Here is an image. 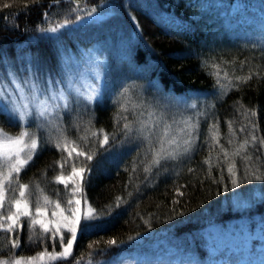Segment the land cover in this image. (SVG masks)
I'll return each instance as SVG.
<instances>
[{
  "label": "trees",
  "instance_id": "trees-1",
  "mask_svg": "<svg viewBox=\"0 0 264 264\" xmlns=\"http://www.w3.org/2000/svg\"><path fill=\"white\" fill-rule=\"evenodd\" d=\"M93 8L95 12L87 15ZM167 12L180 16L181 22L175 25L167 20ZM201 12L199 4L189 0H0V64H15L21 55L54 71L64 53L77 52L97 42L104 45L100 51L107 62L106 98L92 104L75 100L60 124L69 151L75 145L77 150L93 155L87 161L73 153L64 172L68 174L71 163L91 168L85 173L81 195L99 217L88 233L78 234L72 257L51 264H75L76 259L80 264H108L147 247L150 241L163 239L183 250L179 252L182 259L189 253L196 264H205L209 254L204 247V232L208 225L225 227L239 218L252 226L257 221L264 222V179L253 175L264 173V148L256 151L249 144L243 155H250L251 161L234 154L243 140L250 138V124L257 125L255 135L264 136V42L252 44L245 34L250 29L243 30L229 14V24L214 30L216 26L208 24V16ZM77 16L83 19L71 23ZM65 20L70 23L56 33L40 31ZM232 20L241 36L237 43L229 34L220 35L234 25ZM213 65L220 66L221 83L231 80L238 87L225 90L217 85ZM225 72L228 80L223 79ZM249 73L252 78L247 83L235 79ZM125 87L130 89L126 95L133 104L143 99L148 105L156 96L164 99V93L171 100L182 98L195 103L197 107L189 116L194 123L199 121V128L191 150L176 151L175 159L161 160L159 166L153 164V150L160 147L159 134L153 132L146 140L148 128L144 133L139 131L141 122H148L149 106L132 109L129 105L130 110L123 113L132 127L127 137L121 131L123 121L117 124L114 119L120 103L126 102L121 95ZM168 106V112L183 111L172 104ZM252 111L256 115H251ZM75 114L78 120L74 122ZM0 125L10 133L18 131L5 114H0ZM213 125L218 128L212 129ZM210 130L217 136L213 137ZM93 132L98 135L94 137ZM103 134L109 136L106 145L101 144ZM46 136L39 134L42 148L20 173V181L31 183V190L39 185L43 195L66 207L64 185L53 177L59 172L56 162L67 156V151L43 145ZM84 136L88 138L86 143L80 139ZM221 145L228 151L227 160ZM210 155L211 167L205 163ZM233 162L235 175L227 170ZM233 179L238 180L239 187L232 184ZM20 223L21 247L11 249L17 257L34 256L45 246L53 251L51 241L39 242V225L35 227L37 242L30 243L27 218L22 217ZM62 231L67 236L66 230ZM11 235L15 238V233ZM111 240L116 244L109 245ZM0 248L4 253L0 259H7L10 245L2 233ZM60 250L57 241L55 251Z\"/></svg>",
  "mask_w": 264,
  "mask_h": 264
},
{
  "label": "snow or ice",
  "instance_id": "snow-or-ice-1",
  "mask_svg": "<svg viewBox=\"0 0 264 264\" xmlns=\"http://www.w3.org/2000/svg\"><path fill=\"white\" fill-rule=\"evenodd\" d=\"M38 2V0H33ZM54 3H59L60 0H53ZM5 7H9L5 4ZM75 11V9H73ZM95 12V8L91 9L87 15L91 16ZM83 17L77 16L75 23L82 20ZM70 21L65 20L63 23L57 26L40 29L41 32L56 33L59 29L66 27ZM215 71L212 73L216 77V83L222 89L229 90L231 87L238 85H232L231 80H228V73H224L223 79L228 80L227 84L221 83L220 66L213 65ZM26 75L21 76L20 70H17L16 74L12 72H6L8 77H11V84L14 85V89L9 91V86L0 87V114H5L8 117V121L13 126L18 127V131L15 133L7 132L2 125H0V233L7 238V243L10 245L7 253V259H0V264H49V262L67 261L72 257L73 246L77 241L78 234H86L94 226L93 221L98 219L99 213L90 204L84 201V210H81V199L71 198L76 193L83 192V182L85 173L91 172V168L86 166H76V163H71L70 171L65 175V165L69 164L73 153L77 158L84 157L85 160L91 161L93 155L89 152L77 150L78 146H73L69 151L67 146V137L64 134V129L57 122L62 118L65 111H71V104L73 100L70 99V92H66L63 88L61 81L57 80L51 73L42 76L43 70L37 68L35 71L31 69L23 70ZM258 74V73H257ZM252 78V73H249L247 77H235L241 83H247V80ZM97 79H99V73H97ZM70 91H75L77 95L83 97L87 104L96 102L99 96L98 88H92L87 95L80 92L79 89L71 88ZM130 89L125 87L122 96H125L126 102H121L118 108L117 115L114 117L117 124L123 121L121 131L124 132L127 137L132 132L131 122L123 113L138 107L133 104L127 95ZM78 103V101H77ZM169 104L171 101L168 102ZM192 109H195L197 105L192 103L189 105ZM251 115H256L254 111ZM156 122H153L155 125ZM186 127L181 131L185 132L187 139L184 140L185 152L191 150V146L195 139L194 133L199 128V121L195 123L191 122V119L184 121ZM35 125V129H32V125ZM142 126L139 129L141 133H144L145 128H148L147 134L144 135V139H149L152 135V129L148 125L141 122ZM45 125L52 129L55 135L51 132L43 140V145H51L53 148L60 152L67 151V156H62L60 161L56 162V166L59 168L57 175L53 177L54 181L64 185L65 197L64 204L68 212L67 216H64L65 209H60V203H54V210L52 216L56 217L54 220H46L41 217L46 216L45 207L49 203H53L46 195H43V189L39 188V185H35V190L32 189L31 183H22L20 181V173L25 170L30 163L34 161V158L42 148V142L38 135L39 130ZM232 122H228L230 132L234 133L231 127ZM252 132L249 133L250 138H245L236 149L235 155L240 156L241 159L251 161L250 155H243L247 152V146L251 144L256 151L260 148H264V136H257L254 134L257 127L256 124H250ZM172 125L163 122V126L160 129L158 142L160 147L153 150V164L159 166L161 160H167L169 158H176V150L167 151L163 144L167 142L169 145L177 144V140L174 136H170V130ZM218 128V125H213L212 129ZM212 131V130H210ZM241 132L245 131V128L240 129ZM95 137L98 134L93 132ZM213 137L217 136L215 131H212ZM115 138V134H113ZM80 139L87 142V136ZM109 142L108 134H103L102 145H106ZM216 143L219 140L216 139ZM229 144L232 140L229 139ZM259 144V148H257ZM221 151L224 154L225 159H228V151L220 146ZM211 167V155L208 160L205 161ZM235 163L233 162L228 166V172L235 175L233 169ZM145 168V171H148ZM255 179H264V173L256 175L253 172ZM71 184V188L69 185ZM232 184L239 187L237 179L232 180ZM227 191V189H225ZM183 195V193H181ZM43 201V203H41ZM119 204V198L117 199ZM55 209H60L59 215ZM21 217L27 218L29 235L28 241L30 243L37 242V236L35 233L36 225H39L42 229L38 239L41 244H45V241H51V247L53 251H48L47 246L42 251L36 253L31 257H17L11 249L21 247L19 232L22 229L20 220ZM62 229L66 230L67 236ZM15 233V238L12 235ZM57 241L61 250L55 251ZM109 245H115L116 241H108ZM92 248L93 245H89ZM0 255H4L2 248H0ZM91 255V254H89ZM75 264H80V259H76Z\"/></svg>",
  "mask_w": 264,
  "mask_h": 264
},
{
  "label": "rangeland",
  "instance_id": "rangeland-1",
  "mask_svg": "<svg viewBox=\"0 0 264 264\" xmlns=\"http://www.w3.org/2000/svg\"><path fill=\"white\" fill-rule=\"evenodd\" d=\"M190 3L199 4V9L204 15H207L208 24H213L216 27L214 30L221 28L229 24L226 16L229 14L231 18L237 21V24L242 26L241 28H249L250 30L245 33L253 41L252 44H259L264 42V0H189ZM203 15V16H204ZM167 20L174 21L175 25L181 22V17L174 15L173 13H166ZM206 17V16H205ZM226 19V20H225ZM233 21V20H232ZM234 25L229 27L228 30L222 31L220 34L224 36L229 34V38L233 42H239L240 35L237 33V24L233 21ZM218 34L215 35V37ZM247 41H249L247 39ZM104 46L102 42L93 43L92 46L78 49L77 52L71 51L64 53L63 60H60L58 69L54 71L45 70L39 67L34 61L29 58L19 56L17 62L10 63L4 61L0 64V87L9 86V91L14 89V85L11 84V77L6 75V72H12L16 74L17 70H20V75H26L23 72L24 69H31L35 71L37 68L43 70L42 76L51 73L55 78L61 81V84L66 92H70V99L73 102L76 100L79 104L86 103L83 97L77 95L75 91H70L71 88L79 89L80 92L85 95L92 88H98L99 96L96 101L106 98V70L107 62L106 58L100 51ZM97 73H99V79H97ZM106 90V91H105ZM141 96L146 98L142 89H138ZM142 91V92H141ZM113 93V91H111ZM113 94L110 95L112 97ZM164 99L156 96L151 103L141 99L134 104L149 106L147 110H150L148 122L145 124L152 129V132L159 134L160 129L163 126V122L172 125L169 135L174 136L177 140V144L169 145L164 143V147L167 151L185 150L184 140L187 139L185 132L181 131L185 129L186 125L184 121L190 119L193 109L189 107L193 102L184 100L182 98H175L171 100L168 94L164 93ZM171 101L174 108L182 109V113H171L167 111L168 102ZM72 106V104H71ZM70 106V107H71ZM191 111V112H190ZM64 112L62 117L66 114ZM78 116L75 114L72 120L77 121ZM59 124L62 122V118L57 121ZM153 122H156L155 125ZM194 123L193 121H191ZM156 129V131H155ZM6 130V129H5ZM33 130H36L35 128ZM9 132L8 130H6ZM52 129L47 125L42 127L38 135L43 132L48 135ZM10 133V132H9ZM52 133V132H51ZM83 197L81 193L74 194L73 204L75 199H81ZM248 200V198H246ZM84 201L81 199V210H84ZM87 201V200H86ZM249 202V201H247ZM42 203V202H41ZM55 203V202H54ZM54 203L48 204L45 207L46 216L41 217L46 220H54L56 217L52 216L54 210ZM88 203V202H87ZM89 204V203H88ZM60 209H65L64 216L68 215L66 207L61 206ZM60 209H55L59 215ZM22 218V217H21ZM63 230V229H62ZM205 243L204 247L208 250L207 262L205 264H264V222L257 221L254 226L249 221L239 218L238 220L230 223L228 226L222 227L215 223H211L207 226L204 232ZM160 245V246H159ZM162 245V246H161ZM143 249V250H142ZM179 252H183L174 243L169 242L166 239L161 241H151L148 246L141 248L138 251L129 253L116 262H107L108 264H196V259L192 258L191 254L185 253L183 259L180 257ZM173 255V256H172ZM52 262H49L51 264ZM43 264V262H41ZM105 264V263H101ZM203 264V263H199Z\"/></svg>",
  "mask_w": 264,
  "mask_h": 264
}]
</instances>
